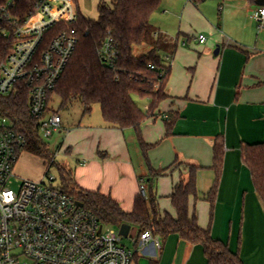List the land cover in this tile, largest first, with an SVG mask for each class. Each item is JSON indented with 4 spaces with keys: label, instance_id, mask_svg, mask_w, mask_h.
<instances>
[{
    "label": "crops",
    "instance_id": "obj_1",
    "mask_svg": "<svg viewBox=\"0 0 264 264\" xmlns=\"http://www.w3.org/2000/svg\"><path fill=\"white\" fill-rule=\"evenodd\" d=\"M74 1L81 14L95 11V19L100 3L107 2ZM255 7L252 0H162L159 9L166 15L155 24L151 18L153 35L144 54L156 47L169 68L167 98L141 126L151 167L169 169L154 182L160 215L176 218L170 196L188 177L178 164L200 167L199 198L190 199V216L245 264H264V203L242 154L244 145L264 143V31L252 19ZM200 35L207 38L204 44ZM147 99L145 111L151 106ZM173 116L177 120L168 136ZM218 140L224 144L219 171L214 168ZM63 146L80 188L112 197L127 213L142 180L149 194V170L134 129L113 128L101 115L72 127ZM133 242V264H208L202 245L177 234L160 238V250L153 242Z\"/></svg>",
    "mask_w": 264,
    "mask_h": 264
},
{
    "label": "trees",
    "instance_id": "obj_2",
    "mask_svg": "<svg viewBox=\"0 0 264 264\" xmlns=\"http://www.w3.org/2000/svg\"><path fill=\"white\" fill-rule=\"evenodd\" d=\"M40 1L0 0V64L13 50L16 25L27 21ZM193 2L199 4L201 0ZM161 3L162 0L102 1L97 19L87 18L78 12L75 23H59L50 31V38L71 28L76 29L78 34L75 52L50 99L57 97L60 100L59 112L81 107L83 117L91 115L94 106L99 105L102 118L108 125L120 130L134 129L149 170L148 197L141 193L136 196L132 212L127 213L112 197L80 188L73 173L60 166L58 187L83 203L103 224L131 226L136 241L147 231L159 239L177 234L193 244L202 245L208 264H245L239 255L202 229L195 216H190V199L199 198L197 175L200 167L178 164V167H184L188 177L176 185L170 196L176 218L170 214L161 216L159 212L158 198L153 192L154 182L169 169L155 171L151 167L147 156L150 146L143 140L141 126L167 98L165 87L170 71L163 65L156 47L141 56L134 55V47L149 44L153 35L150 20ZM109 37L113 38L117 49L112 65H106L99 54L102 44ZM19 88L16 95H0V117L9 118L15 130L25 136L27 144L24 152L43 159L51 168L56 164L55 156L39 133L38 120L30 115L29 89L24 84ZM134 95L151 100L148 111L134 101ZM176 120L177 116H173L167 121L168 136ZM223 149V142L218 140L214 145V168L217 171L223 161ZM242 154L255 189L264 203V143L244 145ZM215 191L214 187L206 199L212 201Z\"/></svg>",
    "mask_w": 264,
    "mask_h": 264
},
{
    "label": "built area",
    "instance_id": "obj_3",
    "mask_svg": "<svg viewBox=\"0 0 264 264\" xmlns=\"http://www.w3.org/2000/svg\"><path fill=\"white\" fill-rule=\"evenodd\" d=\"M77 18L74 0H41L27 21L16 25L13 50L0 64V95H16L22 84L29 89V112L44 141L63 130V116L51 109L50 96L78 43L74 28L51 38L50 31ZM252 19L264 31V6L255 7ZM197 40L204 44L207 38ZM99 54L106 65L113 64V38L105 40ZM26 144L10 119L0 117V264H133L136 250L124 246L119 230L103 224L83 203L79 206L50 174L47 181L22 180L18 191L9 187ZM141 185V194L148 197L145 180ZM139 240L161 249L150 231Z\"/></svg>",
    "mask_w": 264,
    "mask_h": 264
},
{
    "label": "rangeland",
    "instance_id": "obj_4",
    "mask_svg": "<svg viewBox=\"0 0 264 264\" xmlns=\"http://www.w3.org/2000/svg\"><path fill=\"white\" fill-rule=\"evenodd\" d=\"M106 1L107 3H110L109 1L111 0H106ZM163 10L164 9L161 8L153 14L152 20L154 24H155V21L156 20L158 21V19L161 16L166 15V14L164 15ZM91 11L90 10L86 12L82 11V13L87 18L95 19L96 12L93 10ZM148 49H149L148 43H143L140 46L134 47V55L141 56L144 53H146ZM134 99L137 101L139 106L142 108L148 103H150L147 98H140L136 96ZM59 107H60V100L57 97H54L53 103L51 104V109L54 111H59ZM61 114L64 120L62 132L56 133L51 138L45 140L46 144L49 146V149L55 156L56 164L50 168V164L44 161L43 159L33 156L31 154H28L26 152L22 153L16 165L15 177L12 178L9 184V187L11 189L18 191L21 186L22 180L40 181L44 179L47 181L46 174L48 171H50L49 174L56 179L54 184L58 186L60 183V176H59V170H58L59 166L64 167L67 170L74 171V167H75L74 162L69 157V155L63 151L64 138L66 136V133L72 127L76 126L79 122L85 123L91 119L99 118V116H101L100 106L95 105L93 112L90 116L83 117L82 109L79 106H76L70 109V111H62ZM112 227H115V226H112ZM115 228L119 230V233H120L121 227H115ZM133 238H134L133 229H129L128 235L122 236V242L124 246L129 247V248L133 247L134 246Z\"/></svg>",
    "mask_w": 264,
    "mask_h": 264
},
{
    "label": "water",
    "instance_id": "obj_5",
    "mask_svg": "<svg viewBox=\"0 0 264 264\" xmlns=\"http://www.w3.org/2000/svg\"><path fill=\"white\" fill-rule=\"evenodd\" d=\"M256 5L257 6H264V0H257ZM218 53H219V48L215 52V55H218ZM78 205L82 206L83 204L82 203H78ZM129 229H132V227H130L129 225H122L121 229H120V234L122 236H127L128 232H129Z\"/></svg>",
    "mask_w": 264,
    "mask_h": 264
}]
</instances>
